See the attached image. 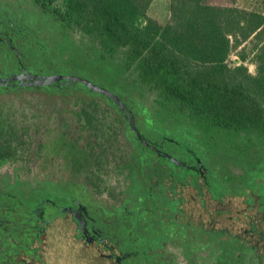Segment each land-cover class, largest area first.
I'll list each match as a JSON object with an SVG mask.
<instances>
[{
  "label": "flooded vegetation",
  "instance_id": "flooded-vegetation-1",
  "mask_svg": "<svg viewBox=\"0 0 264 264\" xmlns=\"http://www.w3.org/2000/svg\"><path fill=\"white\" fill-rule=\"evenodd\" d=\"M39 4L0 0V264H44L58 225L115 264H200L194 244L209 253L216 235L264 245L259 172L227 173L223 142L213 153L150 98L106 82ZM228 196L245 206L242 231L194 218Z\"/></svg>",
  "mask_w": 264,
  "mask_h": 264
},
{
  "label": "trees",
  "instance_id": "trees-1",
  "mask_svg": "<svg viewBox=\"0 0 264 264\" xmlns=\"http://www.w3.org/2000/svg\"><path fill=\"white\" fill-rule=\"evenodd\" d=\"M37 1L92 54L106 82L150 98L158 114L174 117L213 153L223 142L226 172L247 163L259 172L253 187L264 195V2L251 9L169 0L167 20L160 23L147 14L152 0ZM233 51L237 62L230 63ZM231 239L210 237L209 253L194 244L195 260L264 264V245Z\"/></svg>",
  "mask_w": 264,
  "mask_h": 264
},
{
  "label": "rangeland",
  "instance_id": "rangeland-1",
  "mask_svg": "<svg viewBox=\"0 0 264 264\" xmlns=\"http://www.w3.org/2000/svg\"><path fill=\"white\" fill-rule=\"evenodd\" d=\"M208 3L221 5H236L245 8H261L264 0H206ZM264 6V5H263ZM169 13V0H152L147 9L148 16L156 18L160 23H165ZM246 52L250 51L251 43L245 42ZM237 53L233 51L229 57L230 63L237 62ZM250 72H254V64L247 62ZM210 201V200H209ZM207 201V210L193 207L194 218L201 216L203 223L208 225V221L213 219L216 227H227L231 231L240 232L247 226L246 215L242 212L245 207L240 198L225 197L223 204L215 201ZM225 209L222 214H216L215 210ZM209 211L212 213L209 214ZM240 211V213H239ZM246 214L250 211H244ZM201 214V215H199ZM238 216H241L239 218ZM210 222V221H209ZM70 227L58 225L51 229L46 237L44 247V264H115L111 260L103 259L100 250L94 247H85L73 243L70 237Z\"/></svg>",
  "mask_w": 264,
  "mask_h": 264
},
{
  "label": "water",
  "instance_id": "water-1",
  "mask_svg": "<svg viewBox=\"0 0 264 264\" xmlns=\"http://www.w3.org/2000/svg\"><path fill=\"white\" fill-rule=\"evenodd\" d=\"M93 89L100 90V91L103 92L104 94L109 95L110 97H112V98H114V99L117 100V96H116L114 93L108 91V90H107L106 88H104V87H100V86H97L96 84H93ZM120 107H121V108H124V106L121 105V104H120Z\"/></svg>",
  "mask_w": 264,
  "mask_h": 264
}]
</instances>
